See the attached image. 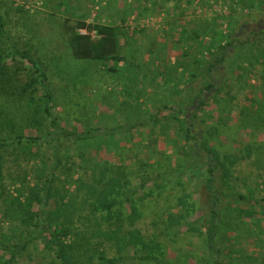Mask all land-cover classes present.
<instances>
[{
  "label": "rangeland",
  "instance_id": "374dc122",
  "mask_svg": "<svg viewBox=\"0 0 264 264\" xmlns=\"http://www.w3.org/2000/svg\"><path fill=\"white\" fill-rule=\"evenodd\" d=\"M0 15V46L28 51L45 72L51 94L48 115L40 84L35 83L32 92L21 90L30 79L38 78L34 68L27 59H7L8 73L0 81V122L10 118L13 130L0 126V138L7 142L19 135L41 139L30 148L23 141L1 150L0 243L22 242L33 229L23 224L25 207L10 201L19 195V189L27 195L30 186L39 188L50 175L40 218L71 222L79 237L98 241L109 256L142 253L130 242V235L122 236L136 228L140 238L160 243L163 258L174 264H215L216 258L222 264H264V202H253L264 200V39L252 35L264 30V3L247 8L239 0H0ZM78 17L116 26L120 40L117 54L123 59L98 62L76 58L66 25ZM212 21L221 29L230 26L240 42H251L234 47L236 73H227L232 85L226 88L224 101H210L209 106L198 109L201 114L195 120L196 131L206 135L216 158L228 169L216 210L210 194L209 202L203 195L202 177L181 165L188 154L182 128L197 101L187 106L186 98L163 95L167 75L187 64L189 59L183 53L193 50L189 44L194 35L209 32ZM189 85L199 87L194 81ZM31 96L28 103L26 97ZM178 105L185 106L183 113ZM36 108H40L39 113H35ZM53 118L57 127L66 130L97 128V138L84 142L66 139L58 153L60 161L55 163ZM132 124L135 127L129 130H114ZM212 126L218 128L209 133ZM179 158L180 166L175 162ZM146 163L152 166L143 170ZM116 165L121 171L113 169ZM104 166L112 168L106 176L115 178L108 186L114 194L135 189L134 197H142L137 201L142 214L135 225L126 221L121 234L107 238L102 230L116 227L87 216L90 203L97 200L95 189L90 191L89 187L96 184V188H104L93 179L101 178L96 169ZM138 169L151 178L164 169L173 175L167 176L166 182L158 178L140 187ZM239 195L250 202L238 200L235 196ZM198 205L203 219L199 218ZM231 205L249 207L250 218L235 219ZM179 214L184 217L167 229L166 221ZM200 225L204 226L201 233L191 229ZM210 235L211 252L206 248ZM33 236L35 239L11 264H60L53 250L46 249L37 234ZM63 240L69 242L70 236ZM117 241L126 242V247L120 249ZM2 261L0 251V264Z\"/></svg>",
  "mask_w": 264,
  "mask_h": 264
},
{
  "label": "trees",
  "instance_id": "16d2710c",
  "mask_svg": "<svg viewBox=\"0 0 264 264\" xmlns=\"http://www.w3.org/2000/svg\"><path fill=\"white\" fill-rule=\"evenodd\" d=\"M239 1L242 2L247 8L255 7L257 3H264V0H261V2H257L256 0ZM2 24L3 23L0 15V36H2L3 31ZM208 28L209 32L206 30L202 31L204 32L203 34L196 32L193 41L189 44V49L193 50H187L183 53L185 59H189L187 64H184L180 71L173 70L174 73L167 75L169 79L167 78L168 84H166L163 95L164 97L175 96L186 98L184 104L187 106H190L192 102L197 101V106L192 113V117L189 119V121L186 120L187 123L184 122V126L182 128V137L185 139L183 147L188 152V154L186 153L187 155L183 159V164L180 162V158L179 161L175 160V162L178 163L179 166L180 163L183 166H189L193 174H197V178L202 177V180H200L199 183L202 185L204 191L203 195L206 199V202H209L210 194L212 207L216 210V208L219 206L217 199L219 198V195H223L220 185L226 181L228 169L222 164L221 161L216 158L215 149L214 147L210 146V144H208L206 135L200 133V131H196L195 120L201 114V112H198V109L204 108V106L206 107L207 105L209 106L211 103L210 101H212V103L217 101L222 103L224 101L223 95L227 93L226 88H229L232 85V81L228 77L226 78L227 73H236V66H234L235 62H233L237 55L236 49H239V43L245 45L251 44V42H240L238 38L234 37V29H232L230 26L221 29L218 22H209ZM66 29L69 33V44L76 58L98 62H105L108 60L120 61L123 59L117 54L120 40L117 31L118 28L116 26L88 22L84 17H78L71 24H67ZM80 29H85L86 32L82 33L80 32ZM93 31H95L96 35H93ZM252 35L259 36L264 39V30L252 32ZM244 49L247 50L248 48ZM16 56L22 59H27V61L34 68V71L38 74L37 79H30L21 90H30V92H32L33 85L35 83L40 84L44 89V112L48 115H51V94L46 86L45 72L28 51L20 50L18 48L10 50L0 46V81H2V77L7 76L8 73L7 59H13ZM130 65L134 64L131 63ZM238 65L240 64H237V66ZM108 69H113V67L108 66ZM239 69H241V67H239ZM216 71L219 72L218 75L215 74ZM183 75H185V79L183 78ZM193 81L199 84L198 89L192 88L191 85H189ZM182 89H186L188 92L186 93L185 90L183 92ZM26 98L28 103L33 100L32 96L30 98ZM178 106L180 107L179 113H183L185 106ZM170 109L173 111L174 108ZM39 112L40 108H36L35 113ZM174 112L176 111H173V113ZM145 121L146 119L140 121L139 124H144ZM51 124L55 127L52 134L55 141V163L60 161L58 153L66 139L71 138L72 142H84L86 140L96 139L98 135L97 132L99 131L97 128H90L80 132L75 130H66L57 127V122L54 118L51 120ZM0 126L9 131L13 130L12 120L10 118L0 122ZM133 127H135V124L125 127L119 126L114 130H129ZM216 128L218 127L212 126V129L210 128V131L207 129V132H213L216 130ZM40 139L41 138L39 136L23 137L19 135L13 138L11 142H7L6 140L0 138V182L2 179L1 150L3 146H7V144L10 143L21 144L23 141H26V147L30 148L32 143H39ZM190 140L196 143L193 144L194 147L192 144H190ZM199 148H201L200 151L198 150ZM193 149H196L197 152L192 151ZM147 166L150 167L152 164L146 163L143 165L142 169L146 170L144 167ZM115 168H118V171H121L119 165H116L113 169L115 170ZM96 170L98 174L101 175V178L97 179L94 176L93 179H96L100 185L102 184V188H104L98 189L96 188V184H91L89 187L90 191L95 189L96 192L94 194L97 195V200L90 203L89 205L87 210L88 220H94L98 223L105 221L109 225L113 224L116 228L106 226L105 229L102 230V235L104 238H107V236L110 234H116L117 236L122 233V228L126 221L130 222L131 226L135 225L137 220L136 218L140 217L139 215L142 214L137 205V201L141 200L142 197H134L135 189H132L127 193L122 192L120 195L114 194L112 189H110L108 186H111L110 184L115 178L106 176L108 172L112 171V168L104 166L101 168L98 167ZM138 171L139 173L137 172V176L140 177V187L147 185V182L151 180L154 183L158 178L162 179L163 182H166V177L170 174L173 175V171L168 173L164 169L163 171H157V174L151 178L150 176H147V173L142 174L139 169ZM50 177V175L46 177V182L39 188L30 186L29 193L27 195H24L25 192L22 189H19V195L12 197L13 200L10 201L11 204L23 205L25 207L26 212L25 218L23 219V224L30 226L33 229L28 232V235L22 240V242L0 243V251L2 252L3 258L1 264H11L16 256L26 248L28 243L35 239L33 236L34 234H37L36 237L41 239L46 249L53 250L55 254L54 256L59 260L60 264H124L125 261L129 260H132L133 264H174L173 262L168 261L166 258H163L165 252L160 243L153 240L146 241L144 238H140L136 228L133 230H128L122 236L126 237L127 235H130V242H133L137 247V250L141 251L142 253L132 257H128L123 254L120 256H109V254L106 253V248L101 247V244H99L98 241H95L91 239L90 236L86 235L84 237H79L78 234L75 233V226L71 224V222L59 220H42L40 218V214L42 212L41 205L46 200L47 193L50 189ZM101 179H103L104 182H101ZM22 181H24V178ZM79 181L82 180L79 179ZM82 184L84 183L82 182ZM156 186L160 188L162 187V184H156ZM41 189L42 194H40ZM152 191L153 190L150 189V192ZM21 196H24L23 200L20 199ZM235 197L238 200L250 202V199L246 200L247 198L242 195ZM253 202H264V200L254 199ZM191 203L194 204V202ZM194 206H192V208ZM231 206L232 211L235 213V219L243 217L250 218L251 210L249 207L242 205L238 207L236 205ZM128 207H130V213H126ZM188 209L190 210L191 208ZM198 209H200V205H198ZM200 210L201 214L199 218L203 219L204 212L202 207ZM186 212L189 213V211ZM183 217L184 215L179 214L174 218V220L169 219L166 221L168 222L166 224V228L171 229L173 225L175 226V223H179V219H182ZM200 224L202 225V223ZM201 225L200 227L193 226L191 229L201 233L202 228L204 227ZM177 231H179V228ZM177 231L175 233H177ZM69 236V242H64L63 239ZM212 237L213 236L210 235V237L207 239L208 245L206 248L209 251L210 249H213L212 244L211 247L209 246V242H211ZM117 242L120 244V249L126 247L127 245V243H124L123 241ZM214 261L215 264H222L218 258H216Z\"/></svg>",
  "mask_w": 264,
  "mask_h": 264
}]
</instances>
